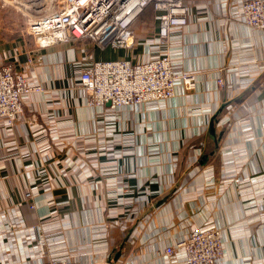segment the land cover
Returning <instances> with one entry per match:
<instances>
[{
	"label": "crops",
	"instance_id": "0c3cea01",
	"mask_svg": "<svg viewBox=\"0 0 264 264\" xmlns=\"http://www.w3.org/2000/svg\"><path fill=\"white\" fill-rule=\"evenodd\" d=\"M247 1L187 0L188 24L168 44L149 8L127 50H36L25 15L0 2V69L43 88L13 127L0 119V264H185L166 248L210 228L224 240L218 264H264V28L244 23ZM165 53L177 74H195L193 90L88 104L81 74L94 62Z\"/></svg>",
	"mask_w": 264,
	"mask_h": 264
},
{
	"label": "built area",
	"instance_id": "2783aa9c",
	"mask_svg": "<svg viewBox=\"0 0 264 264\" xmlns=\"http://www.w3.org/2000/svg\"><path fill=\"white\" fill-rule=\"evenodd\" d=\"M149 8L159 16V38L168 44L173 28L188 24L187 0H58L46 15H28L24 33L31 37L36 50L68 42L90 43L100 49L127 50L135 46L134 25ZM244 23L264 28V0H249L242 6ZM181 82L187 91L195 88L196 76L177 74L172 58L165 53L143 63L130 60L96 61L81 74V85L92 107L111 108L160 102L176 96ZM219 84L223 86V81ZM43 91L28 83L22 71L8 65L0 69V119L13 127L24 112V97ZM26 197L32 200L29 192ZM35 205L32 203V208ZM182 250L185 264H218L224 258L221 230H197L165 253L173 256ZM42 264H83L75 261L49 260Z\"/></svg>",
	"mask_w": 264,
	"mask_h": 264
},
{
	"label": "rangeland",
	"instance_id": "374dc122",
	"mask_svg": "<svg viewBox=\"0 0 264 264\" xmlns=\"http://www.w3.org/2000/svg\"><path fill=\"white\" fill-rule=\"evenodd\" d=\"M0 2L1 4H7L16 10H21V14L25 15V19L29 14L35 16L49 14V11L53 6L55 7L58 5V0H0ZM21 14L18 13L16 18H22L24 15L22 16ZM21 20H23V18Z\"/></svg>",
	"mask_w": 264,
	"mask_h": 264
},
{
	"label": "bare ground",
	"instance_id": "6f19581e",
	"mask_svg": "<svg viewBox=\"0 0 264 264\" xmlns=\"http://www.w3.org/2000/svg\"><path fill=\"white\" fill-rule=\"evenodd\" d=\"M28 1H30V0H28ZM45 1V0H44Z\"/></svg>",
	"mask_w": 264,
	"mask_h": 264
},
{
	"label": "trees",
	"instance_id": "16d2710c",
	"mask_svg": "<svg viewBox=\"0 0 264 264\" xmlns=\"http://www.w3.org/2000/svg\"><path fill=\"white\" fill-rule=\"evenodd\" d=\"M152 9V8H151ZM153 10V9H152Z\"/></svg>",
	"mask_w": 264,
	"mask_h": 264
}]
</instances>
